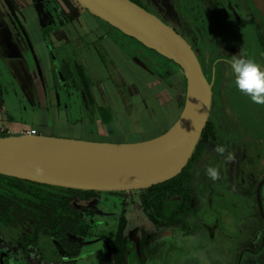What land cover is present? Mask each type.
Masks as SVG:
<instances>
[{
  "label": "trees",
  "instance_id": "16d2710c",
  "mask_svg": "<svg viewBox=\"0 0 264 264\" xmlns=\"http://www.w3.org/2000/svg\"><path fill=\"white\" fill-rule=\"evenodd\" d=\"M132 1L142 3V0ZM178 4L182 17L200 28L201 35L197 32L199 43L206 45V57L216 59L211 111L192 156L182 171L167 181L136 191L143 212L157 230L175 225L184 234H192L197 227L192 226L190 219H199L201 199L206 197L212 204L213 195L218 194V185L212 183L206 171L208 167L218 169L222 154L216 151L215 144L226 145L230 140L246 146L251 158L248 156L241 162L240 180L244 187H248L247 174L256 171L253 188L250 185L254 194L258 182L264 177V105L253 103L236 88L229 60L224 59L242 54L264 65V35L252 23L240 24L234 14L219 17L216 12H211L216 6L210 9L206 0H180ZM110 27L121 32L116 27ZM131 38L138 45L172 62L181 71L169 58ZM256 46L260 53L255 55ZM202 68L210 81L203 64ZM7 134L10 133L0 132V136ZM219 188L223 191L221 186ZM227 189L224 187V192L233 197L234 193ZM99 193V190L51 185L0 173V264H49L50 253H53L52 257L56 255L61 264H76V259L69 261L66 257L77 256L81 245L71 240L70 236L89 234ZM231 204L235 207V201ZM127 226L128 218L123 213L114 245L102 259L103 264H123L127 260L132 246L125 233ZM211 233L214 236V231ZM141 245L144 246V241Z\"/></svg>",
  "mask_w": 264,
  "mask_h": 264
},
{
  "label": "rangeland",
  "instance_id": "374dc122",
  "mask_svg": "<svg viewBox=\"0 0 264 264\" xmlns=\"http://www.w3.org/2000/svg\"><path fill=\"white\" fill-rule=\"evenodd\" d=\"M4 1L7 9L10 8V11H6L2 0H0V11L5 12L6 18H9L13 26L18 27L19 32L23 36H21L22 40L27 42L28 45L27 49L24 51L27 61L37 68L35 75H32L34 78H37L36 81H34V78L32 79L31 76L30 77L33 83L39 88V93L42 94L41 98L46 94L44 90L47 88V94L49 93L50 98L47 99L46 95L44 99H40L42 104L40 108L42 109H39V101H34V103H32L25 100L22 83L14 73L17 69L12 70L6 62L4 55H0V99H5L4 102L0 100V132H2V130H9L8 133H15L17 132V126H14L15 123L21 122L25 125L35 124L37 126L38 124V126H41V131H38L39 134H52L54 131L57 136L68 137V134L74 132L75 130L72 131L73 129H76L74 136L79 139H97L94 133L89 132V129L84 130L82 127L76 126L77 124L79 125L82 120L80 106L84 100L85 88L79 76L80 72L78 68L75 67L73 62L74 59L70 55L72 52L68 48L69 44H65L66 41H63V46H52V51L57 56V59L51 61V50L43 45L42 42L38 43L35 40L33 28L38 27L40 21H45V27L50 28L54 25L55 18L58 15L62 16L63 13L67 15V12L73 14V12L77 11L76 16L79 17L76 21L77 29L82 30L91 28V25L92 27H96L94 23L98 22L102 24L101 28L104 30L110 29L108 32L112 37H115L118 47L125 50V52L128 51L134 58L139 57L144 60V58L156 54V52L138 45L130 36L123 35L118 30L96 19L87 10L80 7L75 0H20L17 4H15L13 0ZM143 3L154 13L162 16L185 33L183 22H181L174 10L171 0H143ZM234 4L237 8L241 7V2H239V0H236V2L234 1ZM10 6L13 10H18L19 17H16ZM188 38H190V36ZM79 40L74 47L78 46L86 50L88 45L85 44L83 39ZM1 46L3 47L2 43ZM94 46H96L97 49L100 48L98 43ZM134 47L136 52L133 49ZM5 48L9 49V51H4L5 53L11 52L10 47ZM137 48L140 50H137ZM113 50L115 54H119L116 48H113ZM255 50V55L256 52L260 53L258 46H256ZM42 57H45V61L47 62V71L50 74L47 77L45 75V69V72L43 73L42 71L40 74L38 63L41 62ZM199 57L201 58L204 56L200 54ZM146 61L151 66L155 64L147 59ZM17 71L23 72L20 68ZM117 74L119 75L118 72ZM93 81L96 82L97 87L100 86L99 79L92 80V82ZM42 112H48L52 116V113H54V121L52 122V118H50V115L48 116V113L46 115L48 116L46 120ZM56 112H60L61 117L59 114L56 116ZM64 113H67L65 118ZM55 122H58V126L54 124ZM69 123L70 125L75 124L76 127L69 129ZM120 126V123L113 124L109 127V136H107V138H102L114 141L121 140L123 137H120L118 131L121 129ZM26 127L28 126H24V128ZM53 128H55V130H53ZM91 128L96 130L97 127L92 126ZM113 130H115V132ZM156 132L129 135L126 139L129 141L143 140L149 135L154 136ZM218 145L221 144H215L214 147ZM234 147L235 145L230 144L228 150L234 152ZM235 150H237L236 154L238 155L240 152L238 149ZM233 157L236 159L235 156ZM240 164L239 162V165ZM232 169L233 164H230L228 170L226 169V174L219 172V178L212 180L214 185H218V188H216L218 194H215L216 192L214 193L212 204L208 202L206 197L201 199L202 209L199 212V219H190V223L192 226L196 225L197 230L189 235H185L182 229L175 225H167L161 231L157 230L143 212L140 206L139 194L136 190L100 191L97 195L95 214L89 234L81 236L80 238L78 236L71 237L73 235L70 234V237L77 240L78 244L81 245V251L77 255L78 261L76 264H103L102 259L111 251L114 245L119 219L123 213H125L128 218V226L125 233L132 243L127 253V260L123 264H264V249L257 254H252L247 251L242 254L243 250H241L242 247L247 246L244 245L245 243L242 241L245 240L244 237L249 234V231H247L249 223L252 224V226L264 223V219L261 218L259 208L254 198V190L252 189L253 179L257 177V173L253 171L251 175L247 174L250 182L248 187H252L248 200H244V197L241 195L240 197H235L237 196L235 194L230 198L227 196L228 194L224 192V187L230 188L233 191L239 187ZM194 176H196V173H194ZM197 180L199 181L198 178ZM220 186L223 188V191L219 188ZM263 192L264 185L262 187V193ZM239 200H241V202ZM261 200L264 207V194L261 196ZM233 201L242 204L243 207H240L242 211H238L232 206L231 202L233 203ZM245 210H247V212ZM241 214H243V216H241ZM211 231H214V236H212ZM142 241H144V246L141 245ZM48 255L51 256L49 264H61L59 260H56V255L55 257H52L53 253ZM75 257L76 256H68L66 259L70 260ZM45 259L47 260V258Z\"/></svg>",
  "mask_w": 264,
  "mask_h": 264
},
{
  "label": "water",
  "instance_id": "95a60500",
  "mask_svg": "<svg viewBox=\"0 0 264 264\" xmlns=\"http://www.w3.org/2000/svg\"><path fill=\"white\" fill-rule=\"evenodd\" d=\"M94 16L175 62L186 79L183 108L163 133L137 141H97L43 133L0 136V173L86 190H139L167 181L188 163L208 121L212 84L172 26L132 0H76ZM264 17V0H252ZM37 166L43 169L38 174ZM257 202L264 218L261 188Z\"/></svg>",
  "mask_w": 264,
  "mask_h": 264
},
{
  "label": "crops",
  "instance_id": "0c3cea01",
  "mask_svg": "<svg viewBox=\"0 0 264 264\" xmlns=\"http://www.w3.org/2000/svg\"><path fill=\"white\" fill-rule=\"evenodd\" d=\"M77 19L79 17L76 18L74 27H64L58 31L61 41H66L65 44H69L68 48L72 52L70 55L74 59L75 67L79 69V76L82 77L81 82L85 88L84 100L81 106L79 105L82 120L76 126L82 127L84 130L89 129V132L94 133L97 139L92 140L111 142L127 141L126 137L129 135L157 131L154 134L157 136L166 131L179 117L183 108L185 93L183 73L172 62L163 59L158 53L152 54L144 60L139 57L134 58L128 51L125 52L118 47L115 37H112L108 30L101 28L102 25L98 22L94 23L96 27L91 25V28L77 29ZM33 32L35 40L38 43H43L41 29L34 27ZM51 34L53 35V33ZM79 39H83L88 45L86 50L82 47H74ZM96 43H98L99 49L94 46ZM61 45L63 46V44ZM19 47L17 54L10 53L4 58L12 70L22 69L23 72L16 70L14 73L22 83L25 100L32 103L39 101V109H42L40 108L42 107L40 99H44L46 95L47 99L50 98L49 93L47 94L48 88L44 90L46 94L41 98L42 94L39 93V88L32 80L37 68L27 61L24 48ZM113 48H116L119 54H115ZM133 49L136 52L135 47ZM137 50L140 49L137 48ZM146 59L155 64L151 66ZM38 65L40 74L42 71L43 73L46 71V77L50 75L47 71L48 66L45 57L41 58ZM36 79L34 78V81ZM96 79L100 80L99 87L95 81L92 82ZM1 101L4 102L5 99L3 98ZM42 113L45 119L50 115L48 112V116H46L47 113ZM56 113V116L58 114L60 116V112ZM52 114L54 116V113ZM50 116L53 122L54 117ZM66 116L67 113H64V118ZM57 123L54 124L58 126ZM117 123L121 124V129L118 131L120 137L123 138L118 141L104 139L110 134L109 127ZM14 126H17L15 133H21L28 129H36L37 133L39 130L41 131V126L38 124L37 126L35 124L25 125L17 122ZM24 126L28 127L24 128ZM76 126L69 123L68 127L73 129ZM92 126L97 127L96 130L91 128ZM72 131L74 132L69 131L68 137L78 138L74 136L76 129ZM113 131L115 132V130ZM43 134L56 135L54 131L52 134ZM154 136L149 135L147 137ZM147 137L145 138L148 139Z\"/></svg>",
  "mask_w": 264,
  "mask_h": 264
},
{
  "label": "flooded vegetation",
  "instance_id": "af4514ba",
  "mask_svg": "<svg viewBox=\"0 0 264 264\" xmlns=\"http://www.w3.org/2000/svg\"><path fill=\"white\" fill-rule=\"evenodd\" d=\"M2 1L5 5L6 4L5 1L4 0H2ZM18 1H20V0H13V2L15 4H17ZM206 1L209 3L210 9L212 8V6H216L214 9H212L211 12H213V13L216 12V14L219 17L222 16V18H223L225 15L234 14L235 18H237V21H239L240 24L244 25V24L252 23L264 35V22H263L264 17L262 15L261 11L257 8V6L254 4V2L252 0H240L239 2H241V5H240L241 7H239V8H237V6L234 4V1L236 2V0H212V1L206 0ZM141 2H142L141 6H143L145 9L149 10L153 14L157 15L164 22H166L167 24L172 26L178 33H180L188 41V43L191 45V47L193 48V50L197 54L200 62L201 63L203 62L202 64L205 66V69H206L205 73L210 75V81L208 79L207 80L209 82H213V84H212V88H213L214 84L216 83V73H217L216 62H215L216 59H214L213 57H209V56H208V58L206 57V53H205L207 51L206 45L205 44L200 45V43H199L198 33H200V28L197 26H193L191 22H189L187 19L182 17V9L180 8V6L178 4L180 2V0H171V3H172L174 10L177 13V15L179 16V19L181 20V22H183L182 24L185 28V33L182 32L179 28L175 27L173 24H171L168 20H166L162 16L154 13L150 8H148L146 5H144L143 0ZM78 5L80 7H82L79 3H78ZM4 7L6 8V11L7 10L10 11V8L7 9L6 5ZM256 8L260 11V14L258 13ZM11 10L16 15V17H19L17 9L13 10V8L11 7ZM76 13H77V11L73 12V14L70 12L69 13L67 12V15H65L64 13L62 14V16L58 15L55 18V23L53 22L54 25L50 28L45 27V21L44 22L40 21V23H38V27L42 31L43 43L46 47L49 48V50L52 51V49H53L52 46H55V45L59 46L63 43L61 41L62 40L61 37L58 35L59 34L58 31H60V29H62L64 27H71V26L74 27L75 26L74 22H75L76 18H78L76 16ZM5 15H6L5 12L0 11V55L6 56L9 53L17 54L18 53L17 49L19 46H20L19 48H24L23 50L25 51L28 47L27 42H24L22 40V38H21L22 35L19 32L18 27L13 26V24L9 21V18H6ZM91 15L93 17H95L96 19L100 20L101 22L105 23V24L108 23V22L100 19L99 17L94 16L93 14H91ZM260 15L262 17H260ZM262 18H263V21H262ZM107 25H110V24L108 23ZM110 26H112V25H110ZM106 30L110 31V29H106ZM51 33H53V35ZM200 35H201V33H200ZM189 36H190V38H188ZM1 43L3 44L4 48L1 46ZM22 45H23V47H22ZM5 47H10L11 52L5 53L4 51H9V49L5 48ZM51 51H50V60L52 61V60L57 59L56 58L57 56L55 55V53H53V51L51 53ZM200 54H203V56H204V57H201L202 59L199 57ZM224 59L229 60V61L231 60L229 57H224ZM57 64H58V60H57ZM76 68H78V67H76ZM81 79H82V77H81ZM86 87L88 88V86H86ZM212 91H213V89H212ZM230 144L235 145V147H234L235 153L233 151L228 150L229 149L228 146ZM221 146H224L226 148V151H225V153H223L221 155L220 160L218 161V165H219L218 171L222 172L223 174H226V169L228 170V167L230 166V164H233V169H232L233 174H234V177L236 178V181L239 184V187L235 191H233L230 188H228L227 190L230 189V191H233L234 194L237 195L235 197H240V195H241L242 197H244V200H248V198H249L248 192L250 189L248 187H244V184L240 180L242 173H241V167L239 165V162L241 163L244 159L248 158V156H249L248 153L246 152V146L243 144L238 145V144H236L230 140L226 142V145L221 144ZM235 149H238V151L240 152V153H238V155L236 154L237 150H235ZM229 156L231 157V159H228ZM233 156H235L236 159ZM249 175H251V173H249ZM235 178H234V180H235ZM263 178L264 177H262L261 180ZM212 183H213V181H212ZM263 185H264V183H263ZM263 185H262V187H263ZM257 186H258V184H257ZM257 186H256L254 198H255L256 204L258 206ZM261 196H262V188H261ZM207 200H208V198H207ZM242 200H243V198H242ZM239 201L241 202V200H239ZM245 202H248V201H245ZM240 207H243L242 204H238L235 202V208L238 211H242ZM258 208H259V206H258ZM245 211L247 212V210H245ZM241 216H243V214H241ZM261 218L264 219L262 216H261ZM245 223H246V221H245ZM247 231H249V234H247L244 237L245 240L242 241L243 243H245L244 245H247V246L242 247V249L240 247V249L243 250L242 254H244V252H246V251L250 252L252 254L260 253L264 249V225L256 224V226H252V224L249 223ZM71 237H74V235ZM71 237H70V239L73 240V238H71ZM246 241H248V242H246ZM80 251H81V247H80ZM74 259H76V262L78 261L77 256ZM70 260H73V259H70Z\"/></svg>",
  "mask_w": 264,
  "mask_h": 264
},
{
  "label": "clouds",
  "instance_id": "9594fccd",
  "mask_svg": "<svg viewBox=\"0 0 264 264\" xmlns=\"http://www.w3.org/2000/svg\"><path fill=\"white\" fill-rule=\"evenodd\" d=\"M229 63L236 88L249 97L253 103L264 105V65L242 54L234 55ZM216 151L223 154L226 148L218 145ZM228 159H231V157L229 156ZM36 171L40 174L43 169L37 166ZM206 171L210 179L216 180L219 178L217 168L208 167Z\"/></svg>",
  "mask_w": 264,
  "mask_h": 264
},
{
  "label": "built area",
  "instance_id": "2783aa9c",
  "mask_svg": "<svg viewBox=\"0 0 264 264\" xmlns=\"http://www.w3.org/2000/svg\"><path fill=\"white\" fill-rule=\"evenodd\" d=\"M24 132L37 133L36 129H28L26 131H22V133H24Z\"/></svg>",
  "mask_w": 264,
  "mask_h": 264
}]
</instances>
